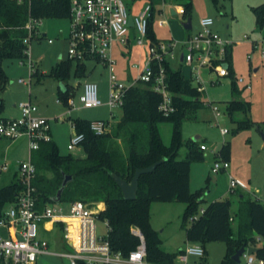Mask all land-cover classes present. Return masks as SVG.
Masks as SVG:
<instances>
[{
  "label": "trees",
  "instance_id": "trees-1",
  "mask_svg": "<svg viewBox=\"0 0 264 264\" xmlns=\"http://www.w3.org/2000/svg\"><path fill=\"white\" fill-rule=\"evenodd\" d=\"M163 0H151L153 6L149 23V37L156 42L154 22L161 9L157 4ZM220 0H213L221 9ZM72 0H0V91L8 83L2 66L5 59L24 60L34 38L46 35L38 32V22L46 18H69ZM184 7V19H191L192 0H179ZM256 25L264 27V2L253 6ZM31 26V27H29ZM230 75L232 69V47L228 51ZM72 60L61 61L50 74L36 71L31 74L40 81L53 76L61 81L66 91L59 90V98L67 104L71 94L68 78ZM166 81L172 93L175 110L164 115L159 106L162 96L152 89L151 82H139L125 95L121 108L122 115L114 131L96 134L91 129V121L76 118L73 120L76 132L84 133L81 145L85 157L71 153L62 154L52 139L41 142L32 151L31 160L37 168L34 185L38 191V207L54 203L52 198L62 187L65 176H71L64 187L61 203L81 200L94 203L102 201L105 208L100 211L99 219L110 224L108 239L114 251L128 254L136 249L140 239L132 232L137 226L144 234L147 245V259L161 264L174 263L179 252H169L162 248L159 232L151 224L150 207L153 202H184L186 209L182 226L186 239L199 242L221 241L227 245V252L221 264H237L232 256L243 246L254 247V255L264 261V243L257 244L256 236L264 239V202L256 199L241 201L238 211L232 213L230 199L207 202L205 188L191 190V166L193 162L204 160L203 150L198 140L184 141L182 125L185 119L195 118L196 112L205 106L201 96L204 92L198 84L187 78L182 69L175 70L169 60H164ZM156 67V64H154ZM86 74V64L77 62L76 76ZM235 82V81H234ZM250 104L238 97L227 104L226 110L232 117L236 110L247 112ZM4 100L0 97V119H6ZM173 125L171 143L167 145L162 137L160 124ZM254 125L248 118L238 122V128ZM121 141V143H119ZM186 144L188 152L178 159L179 149ZM232 146L225 142L218 156L230 160ZM165 159L152 173L141 175L138 183L137 198H124L121 187L115 182L114 175L131 181L137 168L148 167ZM23 189L21 177L0 187V218L11 203L16 201ZM56 204V203H55ZM60 204V203H59ZM204 208L201 213L200 209ZM235 222V224L233 223ZM78 264H87L80 260Z\"/></svg>",
  "mask_w": 264,
  "mask_h": 264
},
{
  "label": "rangeland",
  "instance_id": "rangeland-1",
  "mask_svg": "<svg viewBox=\"0 0 264 264\" xmlns=\"http://www.w3.org/2000/svg\"><path fill=\"white\" fill-rule=\"evenodd\" d=\"M128 7L134 3V10L138 12L143 9L151 0H125ZM166 2V3H164ZM179 0H163L157 4L158 8L163 9L161 16H158L154 22V30L158 39H171L172 34L178 40L183 37L182 30L183 15H172L170 12V3H178ZM221 9L217 8L213 0H192L193 8L191 19L194 25L200 18L211 16L215 19L216 29L223 35H228L232 41V69L233 75L220 79V82L212 83L206 72H203V85L206 91L201 98L205 106L196 112L195 118L185 119L182 125V138L186 142L193 140L198 136V144H205L207 150L204 153V160L193 162V190L205 188L206 193L209 189H215L217 186L225 187L228 182L224 172L215 173L212 167L216 159H219L218 153L222 145L229 141L232 146L230 168L239 172L246 184V196L256 200L255 194H260L264 200V139L261 132L264 133V27L256 25L255 15L252 7L259 5L264 0H220ZM161 20H165L164 26ZM177 26L181 29L177 31ZM70 21L68 18H46L38 24V32L45 33L46 38H34L30 43V57L24 59L21 63L19 59H5L2 66L8 78L5 88L0 91V97L4 100V115H13L17 108L15 104L21 101H27L32 97L40 104L50 117V129L54 141L57 143L62 154L71 153L74 156L84 155L82 145H78L74 150L69 149L72 136L76 133L73 127V120L83 118L89 121L97 119H110V130L114 128L120 118L121 109H111L108 105V79L110 69L100 62L93 60L86 61V74L79 77L75 75L77 62H71L70 76L68 83L70 85V97L79 100L83 91V85L86 81H93L99 85V96L102 105L97 107L81 106L71 112L70 117L64 116L68 110L67 105L58 102L60 80L53 76L38 78L31 75L28 63L31 60L38 65L40 71L50 74L55 66L61 61L68 60L66 52L68 44L59 38V32L64 30L68 32ZM51 38L54 43H49ZM140 47L134 45L132 56L121 55L119 49L113 52V58L116 61L114 73L121 81L129 83V73L136 77L138 71L129 69L133 63L140 62ZM182 50L180 43L177 44L174 55L169 57L171 66L175 70L182 68L180 54ZM60 53L63 58L59 57ZM143 64V63H140ZM184 72L191 76L190 67L183 65ZM257 69V71H255ZM130 71V72H129ZM24 78L25 83L20 82ZM237 78H243L244 82H238ZM235 81V82H234ZM251 83L252 89L247 88L246 84ZM196 84V82H195ZM201 87V86H200ZM78 88V90H77ZM250 104L247 112L236 110L231 117L227 110V104L238 97ZM217 105L220 109V116L217 117L211 104ZM80 106V104H79ZM249 119L254 125H248L238 128V122ZM221 128H227L228 133L223 135ZM160 130L164 142L171 143L173 125L170 122L160 124ZM10 140H0V162L7 160L13 167L0 172V186H5L18 179L15 177L16 163L29 160V144L27 138H19L13 146L9 148ZM188 152L186 144L179 149L178 159L185 158ZM9 163V164H10ZM14 178V179H13ZM205 195H208L205 194ZM96 201L94 204H98ZM102 202V201H101ZM186 206L184 202H153L150 207L151 223L159 230V235L165 241L167 250H174L184 241L185 230L182 226L183 215ZM236 210V204L233 203L232 213ZM235 224V222H233ZM164 230V231H163ZM4 229H0V235H3ZM106 227L102 220L98 221V232L104 233ZM160 236V237H161ZM63 243L62 240L59 241ZM207 260L204 264H221L226 255L227 245L225 242L212 241L207 242ZM54 247H52L53 249ZM69 249L64 246L61 252H67ZM170 252V251H169ZM205 257V259H206ZM245 257V256H244ZM242 257V259H244ZM191 258L190 263H193ZM38 264H71L67 257L60 255H43ZM244 264V260L240 263Z\"/></svg>",
  "mask_w": 264,
  "mask_h": 264
},
{
  "label": "built area",
  "instance_id": "built-area-1",
  "mask_svg": "<svg viewBox=\"0 0 264 264\" xmlns=\"http://www.w3.org/2000/svg\"><path fill=\"white\" fill-rule=\"evenodd\" d=\"M152 9V4L148 3L139 13L133 15L125 0H72L71 2L66 58L81 63L93 60L110 69L108 105L113 111L122 108L126 92L139 82H151L152 89L162 96L159 108L164 115L168 116L175 110L172 93L166 81V69L162 62L174 55L178 42L174 39L152 41L149 37ZM177 12L183 15L184 7L177 9ZM162 13L159 12L160 15ZM130 17L133 19V26L130 25ZM165 23V20H161L162 25ZM214 26L213 17H202L191 34L180 43L182 63L190 67L191 71L190 77L185 76L201 86L200 89H203V72L207 73L212 83H217L230 74L227 55L232 47V41L221 35ZM132 29L136 30L135 34H132ZM49 42H52V39L49 38ZM131 43L143 47L146 55L143 64L131 65V69H136L138 73L126 83L114 73L116 61L113 52L116 44L128 48ZM27 53L30 57V48ZM21 63H24V60H21ZM28 66L30 74L37 71L31 58ZM237 81L244 82V79L237 78ZM20 82L26 81L21 78ZM246 87L251 88V83H247ZM57 101L63 103L60 98ZM65 105L68 107V116L81 106L102 105L99 85L93 81H86L79 100L71 96ZM210 105L219 117V107L212 103ZM18 108L21 111L19 117L0 119V138L15 140L25 137L31 152L39 149L41 142L52 140L49 118L40 112L35 102L21 101L18 103ZM73 127L75 128L74 125ZM91 129L96 134L111 131L109 120L91 121ZM221 132L227 134L229 131L227 128H221ZM83 140L84 133L76 132L71 138L69 149L74 150ZM200 148L204 151L207 146L200 144ZM9 167L8 162L0 163V171ZM229 168L230 161L219 158L215 160L212 171L218 173ZM19 170L23 189L16 201L10 204L5 216L0 218V228H7L10 233L8 237H0V259L3 264H37L41 255L50 254L48 241L39 237L40 224L48 220H60L64 223L65 240L70 250L55 254L69 258L71 264H78L80 260L87 264H161L147 259L145 236L137 226L132 227V232L140 239L136 249L127 255L122 251H114L108 239L110 224L107 220H102L106 231L98 232V221L101 219L98 215L100 212L94 210V203L81 200L72 202L68 217L63 215L59 204L49 203L40 209L37 187L33 182L37 168L31 157L20 162ZM238 187L245 189L246 184L230 175L229 188L234 191ZM257 199L260 200L259 197ZM203 211L204 208H201L200 212ZM205 257V246L199 242H191L179 251L172 264H204ZM245 257L246 264L256 262L264 264V261L254 254H246ZM191 258H195L193 263H190Z\"/></svg>",
  "mask_w": 264,
  "mask_h": 264
},
{
  "label": "crops",
  "instance_id": "crops-1",
  "mask_svg": "<svg viewBox=\"0 0 264 264\" xmlns=\"http://www.w3.org/2000/svg\"><path fill=\"white\" fill-rule=\"evenodd\" d=\"M134 3L135 2H133L131 5H133L134 6ZM164 3H166V2H164ZM129 6V9H130V12L133 14V15H136L137 13H139L138 12V10H137V12H135V10H134V8H133V6ZM159 7V6H158ZM180 7H183L182 5H180V4H178V3H174V4H171L170 3V12H171V14L172 15H181V14H179L178 12H177V9H179ZM159 9H161V8H159ZM161 11L163 12V9H161ZM158 16H161L160 14H158ZM192 20V19H191ZM185 21H187V19L185 20ZM184 21V22H185ZM199 22V21H198ZM192 24H193V22H192ZM182 25H183V22H182ZM198 25V23L196 24V25H194L193 24V29H185L184 28V26H182V30H183V28H184V33H183V37H181L179 40H178V38H175L174 37V35L172 34V36H171V39H174V40H176L178 43H181L182 41H184L187 37H188V35L189 34H191V32L194 30V28L196 27ZM163 26H164V24H163ZM215 27V29L217 28L216 26H214ZM177 31L179 30V29H181V27L180 26H177ZM39 30V29H38ZM217 30V29H216ZM221 35H223L219 30H217ZM68 33H69V30H68V32L67 33H65L64 32V30H61L60 32H59V38L61 39V40H63L64 42H66L67 44H68V41H67V36H68ZM136 33V30L135 29H132V34H135ZM42 34H44V35H46L45 33H42ZM156 34V33H155ZM224 37H226V38H228V35H223ZM156 37H157V35H156ZM46 38V37H45ZM51 39V38H50ZM158 39V38H157ZM158 40H163V41H167V40H170V39H158ZM48 42H49V38H48ZM49 43H54V41L52 40V42H49ZM134 45H136L135 43H131V45H130V47H128V48H126V47H123V46H121V45H118V44H116L115 45V47H114V50L116 49V47L119 49V52H121V55H123V56H127V55H130V56H132V53H133V47H134ZM136 46H138V45H136ZM140 47V46H139ZM140 49H141V51H140V54H139V57H140V62L139 63H143L144 62V60H145V55H146V53H145V49L143 48V47H140ZM59 57L61 58V60H62V58L64 57L63 56V54L62 53H60V55H59ZM180 62H181V65H182V71H183V73L185 74V72H184V67H183V65H185V64H183L182 63V58H181V55H180ZM187 66V65H186ZM36 69H37V71L38 72H41V73H44V74H47V72H45V71H40V68H39V66L38 65H36ZM130 70H131V67L129 68ZM255 71H257V69H255ZM130 72V71H129ZM31 75V74H30ZM186 75V74H185ZM32 75H31V78H30V81L32 82ZM132 76H131V74L129 73V76H128V78L130 79ZM46 78H48V77H46ZM24 79V78H23ZM45 79V78H44ZM220 82V81H219ZM22 83H24V82H22ZM61 84V83H60ZM194 84H195V82H194ZM252 85V84H251ZM206 87H204V85H203V90H204V92L206 91V89H205ZM59 89H60V85H59ZM250 89H252V87L250 88ZM77 90H78V88H77ZM59 92V91H58ZM58 98H59V96H58ZM29 100H31V101H33V102H35L38 106H39V109H40V112L44 115V116H46L47 118H49V121H50V117L47 115V113H46V111L42 108H40V104L38 103V102H36V100H34L32 97H30L29 98ZM16 108H17V111H16V113L15 114H13V115H4L3 114V116L4 117H6V118H16V117H19L20 115H21V111L19 110V108H18V104H15L14 105ZM114 111H112V113H113ZM121 115H122V111H121ZM121 115H120V117H121ZM64 116H67L68 117V115H67V111L64 113ZM70 117V116H69ZM120 119V118H119ZM97 120H110V119H97ZM94 121V120H93ZM52 134V133H51ZM223 135H226V134H223ZM22 138H25V137H22ZM4 139H7V138H0V140H4ZM19 139V138H18ZM18 139H15V140H11V139H7V140H10L11 142H10V144H9V148L8 149H10L12 146H13V144L15 143V141H17ZM52 139L54 140V138H53V135H52ZM28 141V140H27ZM119 143H121V141H119ZM165 143L167 144V142L165 141ZM167 145H169V144H167ZM207 150V149H206ZM31 151L29 152V157H31ZM85 153V152H84ZM86 156V154H84V155H81V156H76V157H80V158H82V157H85ZM231 160V159H230ZM229 160V161H230ZM3 162H8L7 160H5V161H2V162H0V163H3ZM20 162L21 161H19V162H17L16 163V165H14V166H16V168H15V171H16V173H15V177H17L18 176V178H20L21 177V174H20V170H19V164H20ZM10 163V162H9ZM9 166L10 167H13V165L10 163L9 164ZM9 167V168H10ZM8 170V169H7ZM4 171H6V170H4ZM0 172H3V171H0ZM221 172H224L223 173V176H227V179H228V182L226 183V185H225V187H219V186H217L215 189H209L208 191H207V193H208V195H204V198L206 199V201L207 202H210V201H215V200H223V199H230L231 200V202H232V206H233V203H235L236 204V210H235V212H234V214L238 211V207H239V204H240V202L241 201H244V200H248V199H252V198H248L247 196H246V188L244 189V188H241V187H238V188H236L234 191H231V189L229 188V176L230 175H232V176H234L235 178H237V179H240L241 177L238 175L239 174V172L238 171H234V170H227V171H221ZM193 167L191 166V184H190V186H191V190L193 191V192H195V190H193V188H192V186H193ZM14 179V178H13ZM241 181H243L242 179H240ZM14 181V180H13ZM244 182V181H243ZM245 183V182H244ZM1 187V186H0ZM204 188V187H203ZM196 190H198V189H196ZM206 193V191H205V194H207ZM255 197L257 198V197H259V199H260V201H263L264 202V200L262 199V197H261V195L260 194H255ZM71 203L72 202H65V203H60L59 204V206L62 208V213H63V215L65 216V217H68V215H69V213H70V207H71ZM95 203V202H94ZM153 204V203H152ZM152 204H151V207H152ZM185 206H186V203H185ZM105 208V203L104 202H99L97 205L95 204V206H94V210L95 211H101V210H103ZM232 210V209H231ZM152 224V223H151ZM152 226H153V228L155 229V230H157L158 232H159V230L158 229H156V227L152 224ZM0 229H4V231H3V235H0V237H8L9 236V231H8V229L7 228H4V227H2V228H0ZM164 231V230H163ZM160 236H161V234H160ZM39 237L41 238V239H45V240H47L48 241V244H49V251H51V253L50 254H43V255H56L55 253H59V252H61L62 251V249L64 248V246L65 247H67L69 250H70V247H69V245H68V243L66 242V240H65V225H64V223L62 222V221H60V220H48V221H45L44 223H41L40 224V226H39ZM185 238H186V235H185ZM161 239H162V248L164 249V250H166V251H170V252H179V251H181L185 246H187L189 243H191L190 241H187V239H184V241L183 242H181L179 245H178V248L177 249H174V250H167L166 248H165V239L164 238H162V236H161ZM60 240H62L63 241V243H61L60 244ZM256 240H257V244L258 245H262L263 243H264V239L263 238H261V237H259V236H256ZM52 247H54L53 249H52ZM205 249H206V253H207V251H208V249H207V246H206V244H205ZM43 255H41V256H43ZM207 255V254H206ZM40 256V257H41ZM40 257H39V259H40ZM225 257V256H224ZM244 257V256H243ZM39 259H38V261H39ZM193 260H195V258L193 259ZM205 260H207V257H206V259ZM244 260V264H246V257H244V259H242L241 258V262ZM0 264H3L2 263V261H1V259H0ZM38 264V263H37ZM238 264H240V263H238ZM255 264H259V263H255Z\"/></svg>",
  "mask_w": 264,
  "mask_h": 264
},
{
  "label": "water",
  "instance_id": "water-1",
  "mask_svg": "<svg viewBox=\"0 0 264 264\" xmlns=\"http://www.w3.org/2000/svg\"><path fill=\"white\" fill-rule=\"evenodd\" d=\"M130 25L133 26L132 17H130ZM183 26L185 29H188V30L192 29L193 28L192 20L188 19L187 21L183 22ZM60 88L63 91H66V87L64 86L63 83L60 84ZM261 133L264 139V133L263 132ZM197 138L198 136H196L194 140H197ZM164 160L165 159L157 161L148 167L137 168L130 182L125 179H122L120 176L115 174L114 175L115 182L121 187L124 198L127 200H135L137 198L138 183H139V178L141 177V175L152 173L156 169V167L159 164H161ZM71 178H72L71 176H65L62 187L58 190L57 194L52 198L54 203L56 204L61 203V198H62V193L64 191V187L66 186V184ZM256 250L257 249L254 247L243 246L235 252V254L232 256V259L237 264L241 263V258L243 256H245L246 254L253 255L256 252Z\"/></svg>",
  "mask_w": 264,
  "mask_h": 264
}]
</instances>
